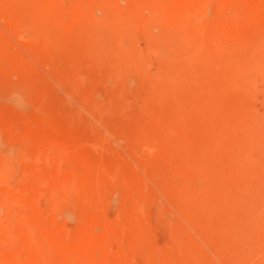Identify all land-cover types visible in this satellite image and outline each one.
Wrapping results in <instances>:
<instances>
[{
  "label": "rangeland",
  "instance_id": "1",
  "mask_svg": "<svg viewBox=\"0 0 264 264\" xmlns=\"http://www.w3.org/2000/svg\"><path fill=\"white\" fill-rule=\"evenodd\" d=\"M154 32H158L157 28ZM124 42L125 46L133 43ZM136 43L144 44L142 32L133 44ZM67 50L63 55L71 57L75 50ZM86 52L85 61L74 69L82 84L79 87L74 79L61 81L65 76L57 72L56 80L43 69L44 77L39 75L33 80H16L19 76L0 80V174L13 175L9 180H17L15 176H21L23 166L30 163L38 147L68 140L73 146H82L84 161L107 162L99 165L101 173L105 171L106 184L96 204L102 216L112 221L107 229L115 234L97 226L96 231L104 229L102 233L110 242L107 248L99 245L92 250L96 259L100 253H107L111 264H158L159 260L160 264L163 258L161 264H174L175 259H185L188 245L198 244L196 247L202 248L205 255L193 264H264V148L259 144L257 129L264 116V71L251 73V79L241 89L247 97L246 105L255 111L243 129L218 122L223 113L214 105L205 110L202 119H195L191 113L197 102L186 103L184 110L169 100L166 110L185 117L183 126H170L161 137L162 143L152 138L136 141L132 125L140 117L158 111L160 101L151 99V95L157 90L154 82L162 77L160 65L166 52L160 44L142 46L137 59L121 68L116 67L121 54L103 55L93 48ZM175 65L178 71L184 70L182 64ZM201 81V76L194 78L196 84ZM224 86L214 83L218 90H224ZM92 104L99 110L92 109ZM30 119L47 120L53 128L29 130ZM167 119L168 124L170 119L173 122L170 116ZM239 138V146L231 145ZM108 160L119 166L111 168ZM176 165L184 169H176ZM183 192L195 194L197 203L185 204L180 195ZM39 202L50 208L65 229L82 216L73 199L50 203L41 196ZM130 219L136 223V231L141 236L144 231L147 237L140 236L135 246L125 245L134 230L126 224ZM200 228L212 236L202 237ZM111 235L115 237L111 239ZM111 245L114 249H109ZM117 253L122 261L115 257Z\"/></svg>",
  "mask_w": 264,
  "mask_h": 264
},
{
  "label": "bare ground",
  "instance_id": "2",
  "mask_svg": "<svg viewBox=\"0 0 264 264\" xmlns=\"http://www.w3.org/2000/svg\"><path fill=\"white\" fill-rule=\"evenodd\" d=\"M63 1L0 0V80H33L43 76V72L55 78L60 72V76H65L59 77L61 81L74 79L79 87L82 84L75 77L74 69L87 58V48L103 55L121 54L116 65L121 68L137 59L142 46L156 43L166 52L160 65L162 77L154 82L157 90L151 95V99H158L160 104L158 111L140 117L132 125L133 140L152 138L156 143H162L164 137H161L170 126H183L185 117L166 110L169 100L184 110L186 103L197 102L196 111L191 113L195 119H202L205 110L214 105V109L223 113L218 122L226 126L243 129L253 118L255 111L246 105L247 97L241 89L251 79V73L264 71V0ZM155 28L158 32H154ZM141 32L144 44L134 45ZM126 40L133 42L131 46L124 45ZM67 49L75 50L72 56L68 54L71 57L63 55ZM176 63L182 64L187 71H178ZM49 64L50 68H47ZM196 76H201L204 81L196 84ZM215 82L225 84L224 90L216 89ZM91 107L99 110L94 104ZM168 116L173 119L170 124ZM260 119L259 144L264 148V116ZM29 121V130L40 127L50 131L53 128L47 120ZM240 139L230 144L239 146ZM60 141L38 147L30 163L23 166L21 176L16 178L14 175L17 180H9L13 175L0 174V264H111L106 258L107 253H100L103 248L98 251L102 255L100 259V255L96 259L92 253L96 246H106L110 242L102 232L110 228L112 221L102 216L96 204L100 190L106 184L105 171L101 173L99 165L107 162L84 161L81 145ZM108 163L111 168L119 166L113 160ZM175 168L183 170L184 166L176 165ZM180 195L189 206L197 203L195 194L183 192ZM41 196L50 203L76 200L82 212L79 222L65 229L53 217L50 208L40 204ZM177 197L176 193L175 200ZM13 209H16L15 213ZM134 223L132 219L126 223L128 229L134 230L132 238L123 234L130 238L125 245L135 246L138 244L136 239L144 237L145 232L141 236ZM98 225L104 229L96 231ZM201 232V236H212L203 229ZM190 245L185 249V259H175L174 264H193L204 257L202 248L196 247L198 244ZM114 247L111 245L109 249ZM124 252L128 254L126 250ZM117 256L119 254H115ZM122 259L121 256L120 261Z\"/></svg>",
  "mask_w": 264,
  "mask_h": 264
}]
</instances>
